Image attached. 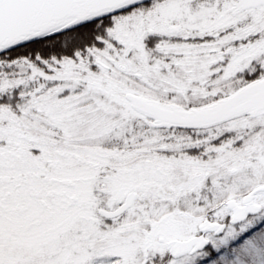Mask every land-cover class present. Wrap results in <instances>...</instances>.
<instances>
[{"label":"snow or ice","instance_id":"6c2138e0","mask_svg":"<svg viewBox=\"0 0 264 264\" xmlns=\"http://www.w3.org/2000/svg\"><path fill=\"white\" fill-rule=\"evenodd\" d=\"M0 264H264V0H0Z\"/></svg>","mask_w":264,"mask_h":264}]
</instances>
